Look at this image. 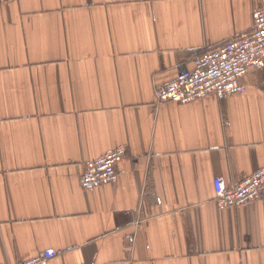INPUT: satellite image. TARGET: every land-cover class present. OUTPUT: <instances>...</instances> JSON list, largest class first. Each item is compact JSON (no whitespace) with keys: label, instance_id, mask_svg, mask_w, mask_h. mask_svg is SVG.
Instances as JSON below:
<instances>
[{"label":"crops","instance_id":"0c3cea01","mask_svg":"<svg viewBox=\"0 0 264 264\" xmlns=\"http://www.w3.org/2000/svg\"><path fill=\"white\" fill-rule=\"evenodd\" d=\"M264 0L0 3V264H264V197L213 179L264 167V68L243 94L157 103L156 85L251 31ZM117 148V180L84 191Z\"/></svg>","mask_w":264,"mask_h":264},{"label":"built area","instance_id":"2783aa9c","mask_svg":"<svg viewBox=\"0 0 264 264\" xmlns=\"http://www.w3.org/2000/svg\"><path fill=\"white\" fill-rule=\"evenodd\" d=\"M14 0H0L7 4ZM250 32L232 38L224 46L198 57L193 70L180 68L176 78L166 85H156L157 103L188 104L214 96L222 100L243 94L242 79L252 70L264 68V6L252 14ZM125 156L124 148H117L100 158L87 162L79 184L84 191H92L117 180L116 165ZM214 201L219 209H237L264 197V167L244 176L233 186H226L223 178L213 179ZM56 252L49 249L18 264H49Z\"/></svg>","mask_w":264,"mask_h":264}]
</instances>
